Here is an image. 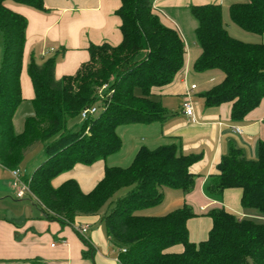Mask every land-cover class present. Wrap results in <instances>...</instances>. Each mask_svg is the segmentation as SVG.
Segmentation results:
<instances>
[{
  "label": "trees",
  "instance_id": "trees-1",
  "mask_svg": "<svg viewBox=\"0 0 264 264\" xmlns=\"http://www.w3.org/2000/svg\"><path fill=\"white\" fill-rule=\"evenodd\" d=\"M6 1L45 9L43 0H0V165L9 171L21 169L25 152L41 144L36 168L21 170L45 216L72 222L78 215L100 214L107 239L117 250L125 249L117 253L119 264H264L263 222L238 219L215 207L207 212V238L195 243L188 238L186 221L194 216L188 205L159 216L140 213L160 204L165 188L192 191L195 174L190 167L198 156L180 153L178 142L152 149L142 146L126 167L105 165L102 178L86 193L74 179L56 187L51 183L76 164L91 165L116 153L122 145L119 126L160 122L169 116L152 89L167 85L182 69L184 42L176 29L160 20L152 0H120L116 14L121 41L90 44L88 60L72 75L55 78L54 56L40 61L30 57L26 70L34 93L33 114L24 119L20 132L14 129L13 116L23 100L19 76L27 21ZM189 13L196 21L194 36L200 47L193 69H218L223 74L219 83L199 94L203 105L230 103V118L241 120L264 98V42L231 36L219 4L190 5ZM228 16L240 29L264 34V0L232 3ZM105 83L103 93L112 92L100 99L98 89ZM94 104L97 112L83 120L79 130L69 127V120ZM122 187L129 189L112 200ZM231 187L241 189L242 208L264 218V141H259L254 159L230 146L207 176L203 192L220 200ZM175 244L183 246L182 252H165ZM83 256L92 257L90 246ZM30 264L45 263L33 259Z\"/></svg>",
  "mask_w": 264,
  "mask_h": 264
},
{
  "label": "crops",
  "instance_id": "crops-1",
  "mask_svg": "<svg viewBox=\"0 0 264 264\" xmlns=\"http://www.w3.org/2000/svg\"><path fill=\"white\" fill-rule=\"evenodd\" d=\"M243 1L152 0V7L160 20L176 29L184 42L185 62L182 69L170 83L152 89L153 96L163 104L169 116L160 122L119 126L117 133L122 145L116 153L91 165L76 164L52 179V185L56 187L67 179H74L82 192H89L102 178L105 165L126 167L140 147L152 149L175 141L179 144L180 153L198 156L190 167V171L195 174L194 187L188 194L165 188L162 203L156 213L151 214L164 215L184 204L188 205L194 213L186 221L188 238L195 243L207 238L211 228V218L207 212L212 208L223 207L238 219H264L254 211L241 207L240 188H226L220 200L209 198L203 192L207 176L230 146L240 148L248 158H256L258 143L264 141V98L241 120L230 118V103L216 107L203 105L199 94L219 83L223 74L214 70L196 72L193 69L200 47L194 36L196 21L188 16L189 6L219 4L223 25L233 36L231 32L238 30L229 23L228 8L232 3ZM120 3V0H43L45 10L39 11L12 1L6 2L9 9L21 14L27 21L19 76L23 100L13 116L14 129L17 121L21 129L17 128L16 132L22 130L24 119L33 114L31 99L34 93L26 70L30 57L40 61L54 56L56 79L74 74L88 60L87 47L90 44L107 42L117 45L121 41V21L116 14ZM261 42H264V36ZM192 84L195 85L190 93L192 100L197 95L203 105L200 106L197 100L192 101L193 118L182 110L186 91ZM233 127H239L241 132H235ZM37 164L38 161L32 170ZM12 195L13 179L10 171L0 165V264H30L33 259L45 264H119L118 250L107 239L100 214L78 215L72 222L47 218L44 208L31 196L17 199ZM145 211L140 213L150 215ZM81 224L88 226L86 240L74 229V225ZM89 246L92 249L91 258L83 256ZM182 250L181 244H175L165 252L180 253Z\"/></svg>",
  "mask_w": 264,
  "mask_h": 264
},
{
  "label": "rangeland",
  "instance_id": "rangeland-1",
  "mask_svg": "<svg viewBox=\"0 0 264 264\" xmlns=\"http://www.w3.org/2000/svg\"><path fill=\"white\" fill-rule=\"evenodd\" d=\"M188 16H189V18L191 20H194L193 17L190 14ZM229 23H230L231 26H233V28H235V30H238V32H239L238 33L236 31L237 32L236 33V32L233 31L235 33V34H233V32L230 31L231 34L235 38L237 37V39H240L242 41H245V42H251V41L252 42H254V41L255 42H261V40H262V38L264 36V34H255V33H250V32L244 31V30L240 29L239 27H237L235 24H233L230 20H229ZM2 48H3V42H2V35H1V32H0V59H1V55H2ZM209 70H214L215 72H218L219 74L222 75L221 71L218 70V69H209ZM205 71H208V70H205ZM205 71H202V72H205ZM154 99H155V97H154ZM189 100H190L191 104H192L193 100H197V102L201 103V98L198 97L197 95L193 96V100H192V95L190 94ZM94 105H96V104H94ZM200 106H203L202 103L200 104ZM82 124H83V120L80 119V118H75V119H72V120L68 121L69 127H71L74 131L75 130H79L81 128ZM20 125L21 124L18 121L15 123V131L17 130V128L20 127ZM19 129H21V128H19ZM122 135H123V132H122ZM41 151H42L41 144H37V145H34L33 147L29 148L25 152V158L23 159V161H22V163L20 165V168L21 169H25V171H27V173H29L32 170V168L35 166L34 164L36 163V161L39 159L38 157L41 155ZM128 189H129L128 187H122L121 189H119L113 195L112 200H116L117 198H120L121 196H123L127 192ZM12 197H13V195H12ZM160 204L155 205V206L150 207V208H147L148 210L145 209L147 211V212L146 211L145 212L150 214V215H155V214H151V213H156V210L159 208L158 206ZM103 210H105V207L102 209V211ZM256 221L264 223V219H262V218H257Z\"/></svg>",
  "mask_w": 264,
  "mask_h": 264
},
{
  "label": "built area",
  "instance_id": "built-area-1",
  "mask_svg": "<svg viewBox=\"0 0 264 264\" xmlns=\"http://www.w3.org/2000/svg\"><path fill=\"white\" fill-rule=\"evenodd\" d=\"M107 88L108 87H107V85L105 83L98 89V97L100 99H103V98L107 97V95H109L112 92V90H109L107 92L108 94H104L103 92ZM194 88H195L194 84L190 85V87L186 91V99H185L184 103L182 104L183 112L187 116L192 117V118L194 116V108H193V105L191 104V102L189 100V97H190L191 91ZM96 112H97L96 105L88 106V107H86V108L81 110V112L79 113V118L82 119V120H85L89 116L94 115ZM232 129L235 132H237V133L241 132V129L239 127H233ZM23 172L24 171L19 169V168H15V169L10 170V174H11V177L13 179V195H14V197L17 198V199H21V198H24L25 196L29 195L32 198H34L35 200H37L35 198V196L32 194V192L30 191L29 182L27 180H24ZM37 202H38V200H37ZM74 229L76 230V232L78 233V235L81 238L86 240L85 234H86L87 229H88V226L86 224L74 225ZM118 251L124 252L125 249L124 248H120ZM118 262H119V260H118Z\"/></svg>",
  "mask_w": 264,
  "mask_h": 264
}]
</instances>
